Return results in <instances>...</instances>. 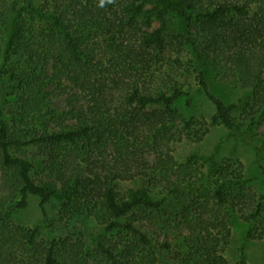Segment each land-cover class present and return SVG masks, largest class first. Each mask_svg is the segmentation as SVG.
<instances>
[{"label": "trees", "instance_id": "trees-1", "mask_svg": "<svg viewBox=\"0 0 264 264\" xmlns=\"http://www.w3.org/2000/svg\"><path fill=\"white\" fill-rule=\"evenodd\" d=\"M38 1L0 0V155L4 184L13 192L0 206V233L12 239L11 231L4 232L28 207L29 197L36 196L42 220L28 232L27 244L35 246L40 230L50 229L52 241L42 264H71L87 260L90 253L106 264H157L153 242L143 228L153 225L155 214L176 205L189 232L183 244L191 252L186 264H227L220 249L231 233L228 213L237 210L246 181L240 166L218 161L221 144L233 140L250 146L264 184V139L256 137L264 123V0H105L103 7L100 0ZM253 7L258 10L251 15ZM139 17L148 28L155 19L160 23L144 35L141 50L161 44L168 22L183 38L198 85L215 108L206 121H185L183 131L200 142L213 127L227 130L209 154L193 153L183 162L172 155L176 137L171 124L178 104L184 100L191 108L194 94L177 85L169 93L124 90L120 76L104 75L106 42L100 46L99 37L88 31L95 26L109 30L112 59L125 55L132 61L137 52L126 30ZM197 22L218 52L217 59L227 60L232 77L249 94L247 125L233 116L239 103L226 104L209 88L193 33ZM49 83L71 85L69 108L59 115L42 95ZM65 119L75 123L64 124ZM40 160L44 173L35 177ZM138 177L152 187L130 190L120 199L114 183ZM52 201L64 208L62 229L48 214ZM91 219L99 221L98 232L89 230ZM245 219L256 227L243 240L238 264H248V241L264 238V203ZM122 232L133 240L120 237L121 247H111L109 237ZM61 254L70 262L61 263ZM3 259L7 253L0 246V264Z\"/></svg>", "mask_w": 264, "mask_h": 264}, {"label": "rangeland", "instance_id": "rangeland-1", "mask_svg": "<svg viewBox=\"0 0 264 264\" xmlns=\"http://www.w3.org/2000/svg\"><path fill=\"white\" fill-rule=\"evenodd\" d=\"M120 3L123 0H115ZM39 5H47L44 0L37 2ZM258 9L252 8L251 15L255 14ZM162 42L160 45L150 44L144 46L145 49H139L141 42L144 41V35H149L153 30L159 27V21L156 19L152 23V27L145 26V19L139 17L132 26L127 27L126 33L128 38L132 40L131 47L136 51L134 60H130L125 55L115 56L112 59L107 42L109 30H97L96 26L91 28L95 38L99 37V44L102 46L104 42L109 51V54L103 61L102 70L104 75H118L121 77V82H126L124 90L128 87H138L142 91L151 93H169L174 86H179L183 90L194 94L193 104L191 108H186L184 100L178 104L177 113L173 118L171 129L175 134V140L171 143L172 155L174 158L183 162L189 155L193 153L209 154L214 147L221 142L227 135V130L222 127H213L204 136L200 142L189 138L183 131L185 121L194 118L200 121L208 120L215 114L214 106L208 101L203 94L196 80V74L191 65V56L188 48L181 36L176 31L173 23L168 22ZM201 23L197 22L193 30L194 38L198 41L201 51L202 62L205 65V75L210 90L226 104L239 103L238 109L233 113L234 118L242 123H249L248 113L245 112V107L249 103V94L244 91L236 80L232 77L231 65L227 64V60H218V52L212 48V43L207 39V35L202 31ZM228 32V31H227ZM95 38L93 42H95ZM127 40V38H124ZM91 40V41H92ZM138 41V43H137ZM119 43V42H118ZM91 44V43H90ZM127 45V43H126ZM139 45V46H138ZM103 47L100 57L103 53ZM126 49V48H125ZM104 57V56H103ZM141 62V63H139ZM45 104L59 115L63 110L69 108L71 100V85L66 83H49L45 89ZM239 100H241L239 102ZM10 120V116L6 115ZM12 121V120H11ZM75 121L65 119L64 124L73 125ZM256 137L260 140L264 139V123L256 129ZM32 155H36V150H31ZM43 160V159H42ZM36 163L35 177L43 174L44 163ZM218 161L221 164H234L235 168L240 166L243 179L246 181V189L243 191L242 199L237 206V210L230 211V236L224 239V244L221 246V254L226 259L227 264H238L239 253L246 234L251 230H255V224L247 221L259 202H263L264 184L262 180V170L255 164V156L252 148L239 141H229L221 144ZM264 167V163H263ZM42 176H40L41 178ZM37 179V178H36ZM114 187L120 196V199H125L130 190H137L142 187H152L147 180L142 177L135 179H126L116 181ZM155 199H158V190H154ZM157 194V195H156ZM13 196V192L4 184V174L1 167L0 155V206L7 199ZM48 214L53 220L54 225L62 229L65 225V219L62 217V205L56 201H52L48 207ZM231 210V209H230ZM180 208L176 205L167 208L165 211L155 214L153 225H147L143 230L152 240V245L156 251L157 264H186V260L190 259V251L183 244L188 240L189 232L184 226L179 217ZM132 221L135 218H131ZM42 220L40 210V200L36 196L29 197L28 207L18 212L9 224L10 230L5 231L7 234L11 231V240L3 237V232L0 233V246L7 253V259L4 264H42L45 256V248L52 241L50 229L44 227L40 230L36 237V245L30 246L27 244L28 232L36 228ZM129 220L123 221L128 223ZM141 223H136L139 226ZM89 230L98 232L101 225L98 220L91 219L88 223ZM3 226H0L2 231ZM142 230V228H141ZM24 233V235H23ZM122 237L128 242L133 240L132 236L126 232L118 233L115 236L109 237L108 243L111 247L117 249L123 244L120 239ZM74 238V237H73ZM195 238V237H194ZM77 238L74 239L76 241ZM164 244L171 246L170 249H162ZM191 246V245H190ZM120 253V251H118ZM246 254L248 264H264V238H256L249 240L246 246ZM87 260H74L71 264H106L104 259L98 255L89 254ZM61 263L65 260L69 261L64 254L59 257ZM83 261V262H82ZM194 264V262H190Z\"/></svg>", "mask_w": 264, "mask_h": 264}, {"label": "clouds", "instance_id": "clouds-1", "mask_svg": "<svg viewBox=\"0 0 264 264\" xmlns=\"http://www.w3.org/2000/svg\"><path fill=\"white\" fill-rule=\"evenodd\" d=\"M113 0H107V3H112ZM105 4V0H100V6L103 7Z\"/></svg>", "mask_w": 264, "mask_h": 264}]
</instances>
